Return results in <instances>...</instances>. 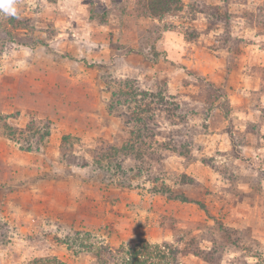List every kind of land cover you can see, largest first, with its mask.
<instances>
[{"label":"rangeland","instance_id":"obj_1","mask_svg":"<svg viewBox=\"0 0 264 264\" xmlns=\"http://www.w3.org/2000/svg\"><path fill=\"white\" fill-rule=\"evenodd\" d=\"M181 1L0 13V264H97L79 234L264 264V0ZM127 80L163 99L143 121Z\"/></svg>","mask_w":264,"mask_h":264},{"label":"trees","instance_id":"obj_2","mask_svg":"<svg viewBox=\"0 0 264 264\" xmlns=\"http://www.w3.org/2000/svg\"><path fill=\"white\" fill-rule=\"evenodd\" d=\"M145 5L149 9L150 13L154 16H162L172 11H181L183 9V4L181 0H145ZM15 17H12L13 20ZM119 86L121 87V95L123 96V101L125 103H131L134 100V103L137 102V110H134L139 117V121L145 119L146 114L150 113L152 109L151 101H147V97L154 100V102H163L161 95L159 94H150L146 92H140L133 85V82L130 80L120 82ZM138 97L141 99L137 100ZM134 146L128 148V146L122 149H114V155L119 154L120 152H127L134 150ZM109 155V154H108ZM82 237L77 236L72 241L73 244H77L81 247H95L94 255L97 258V264H188L185 262L181 255L191 253L195 256H200V251L190 248L181 250V248L173 243H152L147 240L139 241L130 247H120V248H111L104 245H94L87 244L85 245ZM70 245L69 242H65ZM97 246V247H96ZM194 250V251H193ZM57 261V259L55 258ZM53 261V260H52ZM55 262V261H54Z\"/></svg>","mask_w":264,"mask_h":264},{"label":"clouds","instance_id":"obj_3","mask_svg":"<svg viewBox=\"0 0 264 264\" xmlns=\"http://www.w3.org/2000/svg\"><path fill=\"white\" fill-rule=\"evenodd\" d=\"M0 13L6 17L20 18L16 0H0Z\"/></svg>","mask_w":264,"mask_h":264}]
</instances>
